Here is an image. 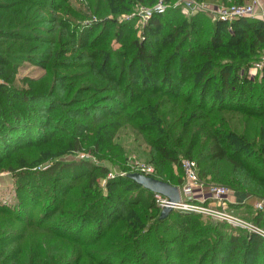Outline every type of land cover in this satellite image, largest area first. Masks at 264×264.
Here are the masks:
<instances>
[{
	"label": "trees",
	"instance_id": "1",
	"mask_svg": "<svg viewBox=\"0 0 264 264\" xmlns=\"http://www.w3.org/2000/svg\"><path fill=\"white\" fill-rule=\"evenodd\" d=\"M106 2L95 12L109 26L156 0ZM50 9L64 10V3L0 0V161L29 147L35 168L55 157L44 153L52 155L54 145L69 138L63 152L94 146L107 164L52 159L43 169L20 171L18 190L29 197L17 207L0 205V264H76L84 248L98 245L107 249L99 264H264V204L254 208L257 198L233 203L248 205L252 216L247 225L231 222L238 234L189 209L161 219L155 192L126 175L132 172L127 150L116 141L130 126L147 147L154 176L172 184L183 183V171L174 183L166 168L186 156L197 161L202 178L264 197V68L254 77L249 73L264 55V19L228 22L170 8L154 14L136 39L124 35L132 22L120 23L107 41L100 36L89 44L82 36L83 48L102 47L87 51L91 57L80 65L87 71L65 75L58 69L69 65H59L58 41L43 27ZM120 40L126 46L114 48ZM32 59L45 74L26 79L27 87L16 85L18 68ZM111 164L120 169L113 177ZM103 177L105 189L98 185ZM51 238L63 244L59 258L49 251L56 247Z\"/></svg>",
	"mask_w": 264,
	"mask_h": 264
},
{
	"label": "rangeland",
	"instance_id": "2",
	"mask_svg": "<svg viewBox=\"0 0 264 264\" xmlns=\"http://www.w3.org/2000/svg\"><path fill=\"white\" fill-rule=\"evenodd\" d=\"M61 3H64V10H53L50 9L49 11L52 12L51 16L48 14L47 17L50 19V21L47 20V22L43 23L44 30H47L45 33L49 37L54 38L58 41V44L56 45L58 51H60V58H59V65H69L64 66V68L58 69L59 71H64L65 75L69 74L72 75L73 73H80L82 71H87V67L80 66V65H87L89 56L91 51H96V48H101L102 45H96L93 44L91 48L85 49L82 46V40L81 37L83 36L84 42L92 43L95 42L98 37L101 36V38L106 37V41L109 38L113 37V33L120 29L119 25L120 23H126V22H132L134 23V28L131 31V28H126L124 30V35H129L127 40L130 39H136V37H142V32L147 24V22L150 19H147L145 16L141 15V7L147 6V5H137L135 6L130 12L120 15L118 17L117 24H109L106 25L105 18L106 16H99L96 14L95 10L97 6L100 4V9H102L101 6H104L106 0H57ZM155 4V3H154ZM153 6V5H152ZM67 11H69L68 14H65ZM258 11L261 12V15L263 16L262 19H264V0H262V3L260 7L258 8ZM59 16V17H57ZM113 17V15H110ZM66 26H64V23H66ZM53 28L52 32L48 33V29ZM107 30H109V36L107 37ZM73 33V35H71ZM137 34V35H136ZM95 40V41H94ZM116 42V41H115ZM127 41L120 40L117 43H115L114 48L116 49H122L123 46H126ZM50 44H48L49 46ZM70 65L72 67L70 68ZM43 74H45L44 68L38 64L37 61L32 60H25L22 65L18 68L16 79L14 80L15 84L20 87H27L26 79H39ZM252 76V75H251ZM255 76V75H254ZM252 76V77H254ZM58 83H60L58 81ZM76 85H81L82 81L75 82ZM30 85V84H28ZM45 89V88H44ZM59 91L60 88H58ZM61 92H58L55 94V97H58L60 101H62ZM100 94H93L92 99H96V96ZM69 99V98H68ZM64 99V100H68ZM69 99L68 101H70ZM99 103L105 102L107 104V100L100 99ZM82 103V102H80ZM79 104V103H78ZM105 104V105H106ZM80 105V104H79ZM104 105V104H103ZM63 132L61 130H57L56 135H60ZM66 138V137H64ZM63 138V139H64ZM116 141L121 143L125 149L127 150V162L126 165L132 170V171H139L140 165L144 164H150L155 167V165L152 162H149V153L146 150V146L144 142L137 138V134L134 132V130L128 126L123 127L117 137ZM70 140L69 138L62 140L61 142H57V144L54 145L53 150L51 149L52 155L48 153H44V156H55L54 158L49 159V161H45L43 163H40L35 166V168L43 169L46 167V165L51 164V160L55 159L60 161H72L74 159L76 160H89L91 162L97 163V164H107V158L100 157L94 146H85L82 148L81 151L79 150H67L63 152L64 149H69L68 144ZM26 147V146H25ZM63 152V153H62ZM49 157V158H50ZM34 158V153L32 150L28 148H20L17 151H14L10 157H7L6 159H3L0 161V205H6L8 207H17L21 203V199H23L25 196H27L26 192H20L17 187V179L19 178L20 171L25 170L26 168H32L31 166L34 165V163L31 162V160ZM184 159H189L186 156L181 157V160L178 164L172 165L170 167L166 168L165 175L170 177L172 175L171 180L176 183L178 181V176H182V161ZM24 166L22 165H27ZM20 166V167H19ZM112 172L110 174L111 177H113L115 174H117L120 169L111 164ZM203 179H206L209 184H216V185H223L227 186L230 189V193L228 196H226L223 200L217 201L210 195L209 192H205L202 197H206V201L204 199L199 198L200 205L209 207L213 210H215V213H201L203 215V219L205 221L213 220L216 222H226L229 226V232L234 231V234L241 233L239 228L236 225H232L231 222L224 220L221 218V214L223 213H232L236 216L240 217L237 219L240 224L247 225V223L252 222V216L249 213V207L248 205L244 206H234L233 203L237 204V202L240 201H253L251 197L257 198L254 201V206L258 203L264 204V197H261L259 195H255V193L246 190V192L241 193L240 191L233 188L230 184L224 183V182H218V181H211L209 178L204 177ZM107 177H103L98 185L102 188H106L107 183ZM210 180V181H209ZM65 183H59V189H62L64 187ZM42 202L39 203L36 207L39 210L43 209V203L46 201L43 199ZM195 201V200H193ZM205 201V202H204ZM28 203V202H27ZM212 205V207H210ZM34 207L33 205H30L26 208V211L31 214V210ZM256 208V206L254 207ZM181 209H176L175 211H180ZM238 223V224H239ZM94 226H96L95 223ZM231 224V226H230ZM239 226V225H238ZM231 228V229H230ZM231 233V232H230ZM56 242V244H55ZM53 243L56 245L55 250L49 249V251L52 253V255H56L58 258L60 257V254L64 252L63 244H61L57 239L51 238L50 239V246L53 245ZM97 247H100L101 250L95 249ZM87 249V251L84 254L79 255V260L75 262L76 264H99V256L102 251H105L107 253V249L104 248V246H91ZM40 252H38L39 254ZM45 253V251L42 252V255ZM41 254V253H40ZM49 254V253H48ZM75 257V255L73 256ZM69 258V257H68ZM66 258V259H68ZM45 260H47L45 258ZM64 260V258H63ZM111 260H107V264H114V261L110 262ZM65 264V263H63Z\"/></svg>",
	"mask_w": 264,
	"mask_h": 264
},
{
	"label": "built area",
	"instance_id": "3",
	"mask_svg": "<svg viewBox=\"0 0 264 264\" xmlns=\"http://www.w3.org/2000/svg\"><path fill=\"white\" fill-rule=\"evenodd\" d=\"M262 0H249L246 3H230V4H215L207 0H156L153 6L141 7V15L150 19L154 14L165 13L170 8H179L187 16H193L199 13H207L213 20H223L233 22L235 20L252 17L263 18L261 12L258 11ZM264 68V55L261 59L255 61L249 69L250 75H256L260 70ZM183 171V183L179 185L181 191V201L174 204V209H189L201 213H215V210L200 205L201 198L205 192H209L210 195L217 201L223 200L230 193V189L227 186L209 184L206 179L200 176L198 163L194 159H184L182 161ZM139 172H143L147 175L154 176L156 170L153 165L144 164L140 165ZM158 203L163 208L169 203L166 196L156 193ZM206 201V197H202ZM195 200V201H193ZM204 201V202H205ZM256 208L262 209L263 203L255 205ZM212 207V205L210 206ZM221 218L232 223H239L237 219L240 217L232 213H223ZM240 220V219H239Z\"/></svg>",
	"mask_w": 264,
	"mask_h": 264
},
{
	"label": "water",
	"instance_id": "4",
	"mask_svg": "<svg viewBox=\"0 0 264 264\" xmlns=\"http://www.w3.org/2000/svg\"><path fill=\"white\" fill-rule=\"evenodd\" d=\"M126 175L151 191L160 193L168 198L169 203L161 210V219L168 217L174 210V204L181 201V191L178 185L139 171H132Z\"/></svg>",
	"mask_w": 264,
	"mask_h": 264
}]
</instances>
